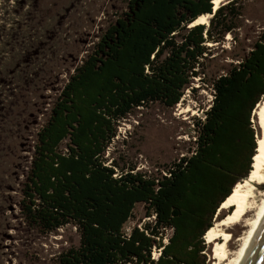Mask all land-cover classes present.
<instances>
[{"label": "trees", "instance_id": "trees-1", "mask_svg": "<svg viewBox=\"0 0 264 264\" xmlns=\"http://www.w3.org/2000/svg\"><path fill=\"white\" fill-rule=\"evenodd\" d=\"M241 4L214 10L213 0H129L74 68L36 133L21 189L29 227L43 235L76 228L78 244L57 264H206L204 235L256 154L251 119L264 96V30L212 83L211 105L192 121L189 156L152 174L107 164L105 155L135 110L172 108L201 80L207 44L236 36ZM203 14L211 15L207 25L191 27ZM138 205L146 220L127 233ZM154 246L162 247L157 260Z\"/></svg>", "mask_w": 264, "mask_h": 264}, {"label": "rangeland", "instance_id": "rangeland-1", "mask_svg": "<svg viewBox=\"0 0 264 264\" xmlns=\"http://www.w3.org/2000/svg\"><path fill=\"white\" fill-rule=\"evenodd\" d=\"M128 1L0 0V264H57L61 252L78 244L72 225L49 235L29 227L20 215L21 189L38 129L74 68L127 11ZM241 2L243 17L236 36L227 34L222 43L207 44L212 47L201 80L194 78L174 107L152 104L124 119L107 149V164L113 159L120 168L133 166L158 174L190 155L192 121L211 105L212 83L251 50L264 30V0ZM251 122L259 140L263 130L254 111ZM228 210H218L213 225ZM145 220L144 209L138 205L125 231ZM242 229L239 225L229 230L230 250L237 247L235 239ZM165 234L169 236L171 230ZM203 240L206 264H212L213 244Z\"/></svg>", "mask_w": 264, "mask_h": 264}, {"label": "bare ground", "instance_id": "bare-ground-1", "mask_svg": "<svg viewBox=\"0 0 264 264\" xmlns=\"http://www.w3.org/2000/svg\"><path fill=\"white\" fill-rule=\"evenodd\" d=\"M221 2L213 0L214 10ZM210 17V14L200 15L190 26L207 24ZM254 114L260 122L263 135L257 140L252 169L248 177L240 181L221 204L219 211L229 209L228 214L217 219L204 235L206 243L213 244L212 264H244L256 245L259 231L264 228V96ZM239 225L243 229L235 239L237 247L230 250L229 243L233 237L229 230Z\"/></svg>", "mask_w": 264, "mask_h": 264}, {"label": "water", "instance_id": "water-1", "mask_svg": "<svg viewBox=\"0 0 264 264\" xmlns=\"http://www.w3.org/2000/svg\"><path fill=\"white\" fill-rule=\"evenodd\" d=\"M256 144H257V141H256ZM256 150H257V147L255 151ZM253 157H252V161L254 159ZM244 264H264V228L259 231L258 238L256 239V245L253 246V249L251 253L249 254V258L244 262Z\"/></svg>", "mask_w": 264, "mask_h": 264}, {"label": "built area", "instance_id": "built-area-1", "mask_svg": "<svg viewBox=\"0 0 264 264\" xmlns=\"http://www.w3.org/2000/svg\"><path fill=\"white\" fill-rule=\"evenodd\" d=\"M212 99H213V96H212ZM208 109V108H207ZM206 109V110H207ZM118 135V134H117ZM168 241V236L165 234L164 238H163V244H166ZM161 250H162V247H156L154 246L153 249H152V260H157L158 257L160 256L161 254Z\"/></svg>", "mask_w": 264, "mask_h": 264}]
</instances>
